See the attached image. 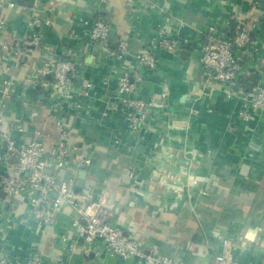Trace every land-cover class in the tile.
<instances>
[{
    "label": "crops",
    "instance_id": "obj_1",
    "mask_svg": "<svg viewBox=\"0 0 264 264\" xmlns=\"http://www.w3.org/2000/svg\"><path fill=\"white\" fill-rule=\"evenodd\" d=\"M12 1L13 8L1 10L0 43L23 40L31 15L44 24L42 45L33 52H0V89L9 83L8 97L0 94L2 129L17 144L39 130L49 145L59 136L52 117L64 118L71 154L65 167L52 173L72 179L79 194L112 210L114 224L143 250L184 264H207L220 252L222 239L231 238L240 263L264 264V118L241 121L237 99L211 91L201 95L205 72L199 62L202 32L213 26L223 34L231 21H239L252 26L257 49L242 56L239 87L264 85L263 1ZM154 1L158 8L151 9ZM99 15L110 24V46L120 39L129 43L130 55L120 65L89 38L90 23ZM160 27L176 39L174 53L156 46ZM147 47L158 66L142 72L136 95L150 107L145 128L134 132L121 116L112 72L132 66L133 54ZM61 54L78 65L76 93L88 92L78 95L64 116L52 113L37 79L42 65ZM175 150L187 154L177 156ZM76 153L91 159L84 174L73 162ZM10 203L1 227L16 256L37 253L46 264H138L108 255L100 240L84 241L68 206L52 224L40 225L23 197Z\"/></svg>",
    "mask_w": 264,
    "mask_h": 264
},
{
    "label": "built area",
    "instance_id": "obj_2",
    "mask_svg": "<svg viewBox=\"0 0 264 264\" xmlns=\"http://www.w3.org/2000/svg\"><path fill=\"white\" fill-rule=\"evenodd\" d=\"M155 1L150 3L151 9L158 8ZM262 1L264 3V0ZM5 5L13 8L15 4L12 0H0V31L5 27V21L1 17V10ZM43 24V18L31 15L27 21L26 37L14 44L0 43V52L17 56L33 52L42 45ZM109 32L110 24L101 15L95 17L88 28L90 40L102 44L109 59L116 63L115 65H120L130 55L129 43L120 39L114 46H110ZM200 42L199 62L205 72L201 95L211 91L219 92L227 99L235 98L239 101V120L249 122L254 115L258 116L260 121L263 120L264 85L253 84L249 88L238 86L236 89L242 75V56L247 52L257 51L252 26L236 21L232 32L223 34L218 33L215 27L209 26L202 32ZM156 46L167 53L177 51L176 39L169 36L163 27L158 28ZM133 59L132 66L127 69H119L116 66L112 76L121 116L128 119L131 130L139 132L147 124V109L150 103L138 98L137 88L143 70H155L158 61L148 47L135 52ZM80 77L76 62L63 54L52 56L42 65L37 79L47 92L52 113L64 116L77 105L78 95H88L86 91L76 93V84ZM8 87L9 83L5 82L4 87L0 89L2 98L8 97ZM86 87L89 89L90 84ZM191 111L193 114L198 113L195 109ZM52 118L59 136L55 143L47 145L40 140L42 134L39 130H34L32 138L27 142L17 144L10 133L2 129L3 121L0 117V166L4 168L0 170V264H46L37 253L22 258L8 248L1 224L8 213V204L17 197L24 198L29 215L40 225L52 224L62 207L68 206L74 213L72 225L77 229L78 235L87 243L100 240L105 252L110 256L124 261L137 259L138 264H184L176 259L143 250L139 242L114 224L112 210L101 202H94L79 194L73 187L72 179L64 180L52 173V170L64 168L71 154V150L64 143L68 135L64 118ZM16 130L22 132L23 127L17 126ZM183 152L187 154L186 151ZM183 152L175 150L177 156ZM72 159L79 170L91 166V159L82 153L74 154ZM60 238L66 240L64 235ZM232 243L231 238H223L220 252L214 253L207 264H242L234 257Z\"/></svg>",
    "mask_w": 264,
    "mask_h": 264
},
{
    "label": "trees",
    "instance_id": "obj_3",
    "mask_svg": "<svg viewBox=\"0 0 264 264\" xmlns=\"http://www.w3.org/2000/svg\"><path fill=\"white\" fill-rule=\"evenodd\" d=\"M235 24H236V21H235V20L231 21V29H230V31H229L230 33L232 32L233 27L235 26ZM11 204H12V203H9V204H8V207H10Z\"/></svg>",
    "mask_w": 264,
    "mask_h": 264
},
{
    "label": "water",
    "instance_id": "obj_4",
    "mask_svg": "<svg viewBox=\"0 0 264 264\" xmlns=\"http://www.w3.org/2000/svg\"><path fill=\"white\" fill-rule=\"evenodd\" d=\"M239 85H240L239 83L236 85V89L238 88ZM80 173H81V174H84L85 171H84V170H81ZM248 238H249V237H248Z\"/></svg>",
    "mask_w": 264,
    "mask_h": 264
}]
</instances>
